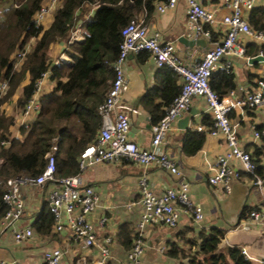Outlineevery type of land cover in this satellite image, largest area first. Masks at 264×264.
I'll return each instance as SVG.
<instances>
[{
    "label": "crops",
    "instance_id": "obj_1",
    "mask_svg": "<svg viewBox=\"0 0 264 264\" xmlns=\"http://www.w3.org/2000/svg\"><path fill=\"white\" fill-rule=\"evenodd\" d=\"M51 0H46L49 4ZM201 5L213 10L217 22L210 27L211 39H207L206 46H185L179 41V37L187 34V4L185 0H177L172 8L159 12L156 7L149 13L144 10L138 16L146 15L145 22L149 35L157 34L161 42H173L175 51L182 63H191L203 57L205 52L212 47L214 42L222 38L224 27L221 18L230 11V7L222 0H199ZM58 4L52 5L40 22L47 27L53 19V11ZM96 7L86 9L83 16L78 19L83 32L82 22L86 17L95 12ZM255 19L260 15L264 22V0H253V7L244 11L245 18L249 19L252 11ZM262 11V14L259 12ZM249 23V21H248ZM251 26V24H249ZM252 27V26H251ZM252 29H254L252 27ZM255 30V29H254ZM264 30V29H263ZM85 39V38H84ZM30 46L34 39L29 40ZM67 41L56 38L48 49V57L54 62L62 53L67 54ZM240 43L244 48L250 43L262 45L255 38L247 35L240 36ZM70 50V48H69ZM145 51L131 52L125 62L126 84L121 93L123 104L135 111L129 110L130 130L129 138L138 146L146 148L151 140V123L147 111L142 107L139 98L144 92L155 84V66L149 54L144 57ZM246 57H251L247 56ZM224 57L220 62H225ZM242 58H231L232 71L235 74L237 87L233 89L237 97L253 89L256 79L264 77V61L255 64L241 62ZM72 65L73 63H66ZM19 67V66H18ZM216 70H221L217 68ZM257 76V77H254ZM55 85V81L48 75L43 82L41 94L49 92ZM156 102L160 99L156 98ZM190 108L197 113L191 118L188 128L197 130V126L203 125L201 120L205 113H209L207 105L202 97H194ZM11 114V113H10ZM235 117L232 121L237 124V135L240 146L248 152H253L256 146L264 144V136L255 138L253 131L264 128V107L252 110L245 109L240 112L234 110ZM13 115V114H12ZM14 116V126L11 133L15 137H21L19 126L21 125L20 113ZM179 118V117H178ZM177 118V119H178ZM176 119V121H177ZM176 121L167 132L161 143V147L174 160L181 175L176 176L168 169L156 163H151L145 168L149 188L155 193H161L170 187H178L181 182L189 185V199L202 213V219L198 222L185 212L180 213L175 227L164 225H149L144 230L145 251L141 258V264H182L181 259L168 256L167 250L171 244L184 249L187 244L185 237H196L200 230H208L211 227L223 230V237L219 247L236 246L241 249L251 264H262L264 260V219H248V213L264 201V188L260 189L253 184L250 175L241 173L238 179H232L230 190L226 191L221 185H210L207 182L211 168L215 164L218 155L226 148L222 134L215 136L206 131L200 149L192 155H186L181 149V140L184 130L177 127ZM186 130V129H185ZM260 164L264 168V151L260 154ZM237 167V164H235ZM143 166L138 163L117 159L110 163L97 164L81 171V179L84 185L93 187L98 195L99 206L88 216L95 227L97 243L108 237L110 239L109 259L116 264L123 259L129 250L122 246H132V238L137 232L140 217V192L137 184L139 175L143 172ZM264 176V170L263 174ZM52 184L46 183L39 187L25 186L22 195L25 201V209L21 218L13 223L16 228L30 227L32 236L20 242L16 241L11 231H6L0 236V261H8L11 264H32L42 259L43 252L47 249H60L62 251L60 264H78L84 259L85 264H97L100 260V252L96 246L84 247L73 238L72 231L65 224L62 230L54 227L49 232L40 233L35 229V221L48 205L47 192ZM103 220V222H101ZM131 236L126 241L123 237ZM124 241V242H123ZM108 259L109 264L110 263ZM185 261V260H182Z\"/></svg>",
    "mask_w": 264,
    "mask_h": 264
},
{
    "label": "built area",
    "instance_id": "obj_2",
    "mask_svg": "<svg viewBox=\"0 0 264 264\" xmlns=\"http://www.w3.org/2000/svg\"><path fill=\"white\" fill-rule=\"evenodd\" d=\"M230 7V11L221 18L224 27L222 38L214 42L202 58L191 63H182L178 58L173 42H161L158 35H149L145 22L146 15L138 16L121 28V42L116 59L112 63L113 78L104 101L98 110L101 116V127L95 142L88 144L79 154L78 172L73 175L55 177V142L46 154L47 163L40 174L35 177L17 176L4 181L5 191L3 201L7 207L0 219V236L6 231H11L15 240L20 242L32 236V229L25 227L16 228L13 223L21 218L25 209L22 188L25 186L39 187L51 183L52 187L47 192L48 210L52 215L54 228L63 229L65 224L70 227L73 238L85 248L96 246L100 252L97 264H109L110 239L105 237L97 243L95 227L88 219L99 206L98 195L93 187L84 185L81 171L89 166L105 164L122 159L138 163L143 166L137 184L140 192V217L138 229L133 243L123 259L116 264H141L145 251L144 230L149 225H164L175 227L181 212L187 213L195 222L202 219V213L189 199V185L181 182L178 187H170L161 193L153 192L147 183L145 168L156 163L168 169L176 176L181 175L175 160L162 149L161 143L174 122L183 112L187 111L192 98L202 97L207 105V110L212 117V125L197 126L198 131H206L215 136L222 134L226 148L217 156L214 166L207 176L210 185H221L226 191L230 190L232 179H238L241 173L248 174L253 179V184L264 188V176L257 174L256 166L250 153L245 151L238 142L237 124L229 117L231 111L252 110L264 107V77L256 79L252 90L237 97L234 90L226 94H218L209 86L211 73L217 68L228 70L231 67V58H248L245 48L240 43V36L247 35L264 42V30H254L244 16V11L253 7V0H222ZM57 0H51L38 10L35 18L41 22L43 16ZM177 0H166L156 4L159 12L175 6ZM187 4L188 38L211 39L210 29L217 22L213 10H210L199 0H185ZM19 4L15 3V6ZM67 48L82 42L85 38L80 25L74 24L68 32ZM31 49L28 41L23 48L13 53L14 68L20 66L27 52ZM147 51L156 67L169 66L181 78L182 85L179 94L165 108V115L157 123L151 125V140L146 148L138 146L129 138L130 117L132 108L123 104L121 93L126 84L125 62L129 53ZM264 55V47L257 53ZM228 58L220 62L222 58ZM70 55L62 53L53 64L73 63ZM50 75V70L42 72L34 82L33 94L28 98L20 112L21 125L28 127L39 110V96L41 95L44 79ZM8 83L0 82V99L7 93ZM255 138L264 136V128L253 131ZM2 144H7L2 142ZM237 164V167L235 166ZM264 219V201L248 213V219ZM103 222V220L101 221ZM245 253V251H243ZM242 252V253H243ZM62 251L60 249H47L43 252L42 259L32 264H60ZM82 259L78 264H85ZM260 262L264 264V260ZM0 264H11L0 261Z\"/></svg>",
    "mask_w": 264,
    "mask_h": 264
},
{
    "label": "trees",
    "instance_id": "obj_3",
    "mask_svg": "<svg viewBox=\"0 0 264 264\" xmlns=\"http://www.w3.org/2000/svg\"><path fill=\"white\" fill-rule=\"evenodd\" d=\"M161 1L166 0H58L51 23L44 27L36 21L35 16L46 0H0V82L6 80L8 83L7 93L0 102L12 96L15 88L26 81L17 99L18 105L23 108L33 94L35 80L47 69L50 70V79L55 81L49 92L39 96V110L28 127L19 126L21 137L11 133L14 116L4 109L0 110V219L7 209L2 198L4 181L10 177H35L40 174L47 163L46 154L54 142L57 146L55 177L73 175L79 171V154L88 144L95 142L101 127L98 107L104 101L113 78L112 63L118 54L121 28L138 17L142 10L149 13ZM15 3L19 5L15 6ZM91 6L96 7L95 12L82 22L85 39L70 46L67 51L73 64H53L47 53L50 44L56 38L67 41L71 26ZM256 12H251L249 24L255 30H263L262 15L255 19ZM259 12L262 14L261 10ZM31 38L34 44L23 63L14 68L13 53L23 48ZM263 47L264 44L250 43L245 47V54L254 56ZM145 53L144 57H147L149 53ZM181 85L180 76L171 67H157L155 84L138 100L147 111L151 124L163 118L165 108L179 94ZM209 86L221 95L235 89L237 83L232 66L228 70L213 71ZM156 98L160 101L156 102ZM229 117H235L234 111ZM201 122L207 127L211 126L210 113H205ZM204 137L203 131L184 130L182 152L186 155L197 152ZM263 151L264 144L249 152L257 164L256 172L259 175L264 170L259 159ZM42 210L34 225L37 232L46 233L54 227V222L48 205ZM223 233L222 229L216 227L202 229L195 238H184L188 245L186 249L171 244L167 254L181 259L182 264H251L239 247H219ZM128 238L131 239V236L123 237L125 241ZM122 247L125 250L131 248ZM109 261L114 264L112 260Z\"/></svg>",
    "mask_w": 264,
    "mask_h": 264
},
{
    "label": "water",
    "instance_id": "obj_4",
    "mask_svg": "<svg viewBox=\"0 0 264 264\" xmlns=\"http://www.w3.org/2000/svg\"><path fill=\"white\" fill-rule=\"evenodd\" d=\"M179 41L182 42L185 46L192 48L193 46H206L208 41L205 38H188L185 35L179 37ZM213 46V45H212ZM264 61V55L256 54L248 58H242L241 62L247 64H255L257 62ZM197 113L194 108L183 112V114L177 119V127L181 130L188 129L189 122L191 118Z\"/></svg>",
    "mask_w": 264,
    "mask_h": 264
},
{
    "label": "rangeland",
    "instance_id": "obj_5",
    "mask_svg": "<svg viewBox=\"0 0 264 264\" xmlns=\"http://www.w3.org/2000/svg\"><path fill=\"white\" fill-rule=\"evenodd\" d=\"M26 81H22L13 92L12 96L6 98L3 102H0V110L4 109L6 112L11 113L13 115H19L22 108L18 105L17 99L21 96L24 83Z\"/></svg>",
    "mask_w": 264,
    "mask_h": 264
}]
</instances>
